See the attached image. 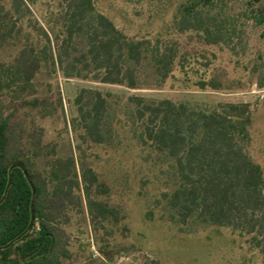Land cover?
<instances>
[{
	"label": "trees",
	"instance_id": "obj_1",
	"mask_svg": "<svg viewBox=\"0 0 264 264\" xmlns=\"http://www.w3.org/2000/svg\"><path fill=\"white\" fill-rule=\"evenodd\" d=\"M12 1L15 14L32 15L30 6L36 0ZM58 1L62 11L57 22L64 30L51 29L57 54L53 53L50 33L35 19V28L47 41L45 46L38 50L28 45L13 64L8 67L0 64V201L14 163L25 166L36 188L33 228L11 248L0 251V264H64L65 260H71L72 236L67 227L72 223L73 212L79 215L85 212L82 192L87 197L95 229L120 219L116 208L94 198V190L102 185L93 169L82 168L80 172L74 156H57L56 147L44 144V128H29L14 115H6L12 103L19 101L34 109L42 105L38 99L29 102L25 97L36 95L34 81L43 65L50 64L54 72L58 66L66 79L139 90L148 84L142 76L146 68L153 71L154 86L161 88L178 60V51L173 47L164 52L156 47L151 53L148 41L129 38L110 18L97 11L94 0ZM228 1L189 0L178 8L174 28L196 35L206 45H227L237 31L226 14ZM263 2L248 0L243 13L256 26L264 25ZM9 16L7 13L5 18ZM197 87L202 91L218 90L217 84L206 81H198ZM6 94H10L12 103H4ZM82 99L83 94L77 103ZM131 101L135 106L138 142L164 155L175 169L176 189L164 194L173 211L170 219L182 227L231 229L247 237L250 246L260 250L264 258V171L248 152L252 142L251 105L202 107L171 100L147 102L139 97ZM107 110L108 101L101 93L95 94L91 108H79L81 125L98 144L106 141L102 129ZM53 113L54 109L46 104L41 110L43 118ZM42 158L47 159L44 169L38 166ZM32 197L23 171L15 169L9 194L0 205V246L28 228Z\"/></svg>",
	"mask_w": 264,
	"mask_h": 264
},
{
	"label": "rangeland",
	"instance_id": "obj_2",
	"mask_svg": "<svg viewBox=\"0 0 264 264\" xmlns=\"http://www.w3.org/2000/svg\"><path fill=\"white\" fill-rule=\"evenodd\" d=\"M188 1L94 0L97 11L129 38L148 41L151 53L156 47L161 52L168 47L177 49L172 75L161 88L154 86L150 68L142 75L148 84L131 90L92 80L66 79L58 66L54 72L50 64H44L34 81L36 95L25 97L29 102L38 99L42 103L38 109L21 101L12 103L10 94L3 98L5 104L12 103L6 115H14L29 128L45 129L44 144L56 147L57 156H74L80 172L82 168L93 169L102 185L94 190V198L120 212L118 222L108 221L103 228L95 229L82 192L85 212L72 213L67 231L72 236L73 257L64 264H264L260 250L231 229L174 223L170 219L173 211L164 197L177 186L173 164L150 146H143L135 136L134 97L202 107L250 104L253 120L248 152L264 171V25L256 26L243 16L248 0H230L226 14L236 26V34L227 45H206L196 35L174 28L178 8ZM30 9L32 15L20 17L14 12L12 0H0V64L4 67L13 64L24 47L32 45L39 50L47 43L34 26L35 19L50 33L51 47L57 54L51 29L64 30L57 22L62 11L60 2L36 0ZM7 13L10 16L5 18ZM198 81L215 83L218 90L202 91ZM96 93L108 101L102 129L106 141L102 144L88 137L79 111L83 106L92 107ZM81 94L83 99L78 104ZM45 104L54 113L43 118ZM46 160L38 161L40 169L45 168Z\"/></svg>",
	"mask_w": 264,
	"mask_h": 264
},
{
	"label": "water",
	"instance_id": "obj_3",
	"mask_svg": "<svg viewBox=\"0 0 264 264\" xmlns=\"http://www.w3.org/2000/svg\"><path fill=\"white\" fill-rule=\"evenodd\" d=\"M21 169L25 175V178L27 179L29 185L31 186V189H32V193H33V197H32V202H31V221H30V224L28 226V228L21 234L19 235L16 239H14L13 241H11L10 243L6 244V245H3V246H0V251H4V250H7L9 248H11L15 243L19 242L22 240V238L24 236H26L33 228V225H34V222H35V201H36V188L27 172V169L25 168V166L21 163H14L13 165H11V167L9 168V181H8V185H7V188H6V191H5V194L3 196V198L1 199L0 201V205L2 203H4V201L6 200L8 194H9V191L11 189V186H12V183H13V171L15 169Z\"/></svg>",
	"mask_w": 264,
	"mask_h": 264
},
{
	"label": "built area",
	"instance_id": "obj_4",
	"mask_svg": "<svg viewBox=\"0 0 264 264\" xmlns=\"http://www.w3.org/2000/svg\"><path fill=\"white\" fill-rule=\"evenodd\" d=\"M94 250H95V248H94Z\"/></svg>",
	"mask_w": 264,
	"mask_h": 264
}]
</instances>
